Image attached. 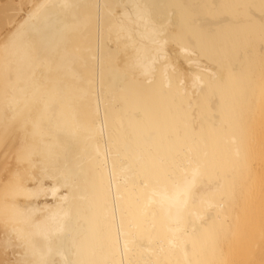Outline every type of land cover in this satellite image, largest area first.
Instances as JSON below:
<instances>
[{
    "label": "bare ground",
    "instance_id": "obj_1",
    "mask_svg": "<svg viewBox=\"0 0 264 264\" xmlns=\"http://www.w3.org/2000/svg\"><path fill=\"white\" fill-rule=\"evenodd\" d=\"M263 213L264 0H0V264H264Z\"/></svg>",
    "mask_w": 264,
    "mask_h": 264
},
{
    "label": "rangeland",
    "instance_id": "obj_2",
    "mask_svg": "<svg viewBox=\"0 0 264 264\" xmlns=\"http://www.w3.org/2000/svg\"><path fill=\"white\" fill-rule=\"evenodd\" d=\"M23 1H24V0H23ZM258 220H259V221H262V222L264 223V213L262 214V216H260V217L258 218ZM256 233H257V232H254V233H253V236H252L253 239H255Z\"/></svg>",
    "mask_w": 264,
    "mask_h": 264
}]
</instances>
